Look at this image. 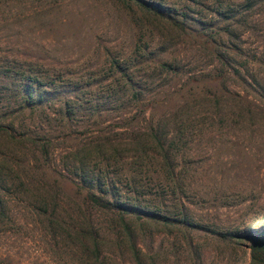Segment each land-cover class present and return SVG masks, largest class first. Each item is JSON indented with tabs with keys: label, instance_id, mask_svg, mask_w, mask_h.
<instances>
[{
	"label": "rangeland",
	"instance_id": "1",
	"mask_svg": "<svg viewBox=\"0 0 264 264\" xmlns=\"http://www.w3.org/2000/svg\"><path fill=\"white\" fill-rule=\"evenodd\" d=\"M139 1L0 0V264H259L264 0Z\"/></svg>",
	"mask_w": 264,
	"mask_h": 264
},
{
	"label": "trees",
	"instance_id": "2",
	"mask_svg": "<svg viewBox=\"0 0 264 264\" xmlns=\"http://www.w3.org/2000/svg\"><path fill=\"white\" fill-rule=\"evenodd\" d=\"M126 1L132 4L136 2L141 4L139 0ZM146 9L147 11L154 10L153 12L161 17L167 15L164 8L159 5H153L152 9L151 7H146ZM23 91L27 94L28 98H31L34 94L32 85L24 86ZM0 132L5 133L6 131L0 126ZM80 177V181H82L84 185L86 184L85 186L82 185V187L86 189L83 205L111 216L112 224L116 225L121 230H125L126 233L129 234L130 226L127 221L133 213L144 215L147 219H157L160 217L159 214L155 212L140 208L128 201H122L115 183L106 180L105 177L100 175H96L95 178ZM230 237L246 243L251 260L259 264H264V229L238 232L230 235Z\"/></svg>",
	"mask_w": 264,
	"mask_h": 264
}]
</instances>
